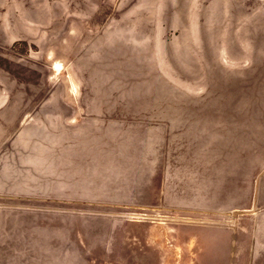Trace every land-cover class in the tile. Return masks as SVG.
<instances>
[{"label": "rangeland", "instance_id": "rangeland-1", "mask_svg": "<svg viewBox=\"0 0 264 264\" xmlns=\"http://www.w3.org/2000/svg\"><path fill=\"white\" fill-rule=\"evenodd\" d=\"M261 210L264 0H0V264H248Z\"/></svg>", "mask_w": 264, "mask_h": 264}, {"label": "crops", "instance_id": "crops-1", "mask_svg": "<svg viewBox=\"0 0 264 264\" xmlns=\"http://www.w3.org/2000/svg\"><path fill=\"white\" fill-rule=\"evenodd\" d=\"M250 232L248 264H264V210L255 212V219L250 225ZM234 242V247H236V240Z\"/></svg>", "mask_w": 264, "mask_h": 264}]
</instances>
